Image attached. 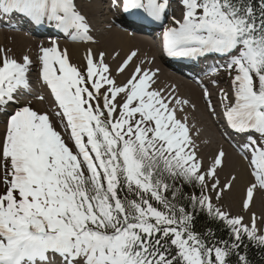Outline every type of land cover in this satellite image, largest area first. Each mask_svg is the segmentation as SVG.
<instances>
[{"label": "snow or ice", "instance_id": "snow-or-ice-1", "mask_svg": "<svg viewBox=\"0 0 264 264\" xmlns=\"http://www.w3.org/2000/svg\"><path fill=\"white\" fill-rule=\"evenodd\" d=\"M110 7L162 27L169 57L223 60L231 88V96L220 89L223 112L207 87L203 98L211 116L244 137L239 147L254 178L242 202L249 222L213 202L237 178L221 184L223 149L205 165L200 130L186 112L195 105L160 83L153 61L135 63L133 50L113 75L106 53L88 48L82 70L53 42L40 46L38 79L62 131L31 102L18 105L33 91V59L0 57V264H264V230L251 211L264 191V0ZM13 20L97 42L77 0H0V21L14 27Z\"/></svg>", "mask_w": 264, "mask_h": 264}, {"label": "bare ground", "instance_id": "bare-ground-1", "mask_svg": "<svg viewBox=\"0 0 264 264\" xmlns=\"http://www.w3.org/2000/svg\"><path fill=\"white\" fill-rule=\"evenodd\" d=\"M103 1L104 0H89V3H84L82 0H77V3L81 6L82 12L88 18V21H89L91 28H92L90 35H92L94 40L97 41L96 43H92L90 41H87V42H89V44H69V43H65V42H63V43L54 42V43L59 45L60 48L67 49L70 60H72V61L82 59V55H84V57H85L86 51L88 48H91L95 53H98L100 51L105 52L106 53L105 62L110 65L111 69L113 70V73H115V68H116L117 64L121 62V61L119 62V59L123 60L127 54H129L131 51L135 50L138 53V56L136 58H134L135 63H139L140 60H151V61H153V64L151 65V67L160 69V77H159L160 83L162 85L174 86L177 90V93H178L180 88L177 87L176 85H174L173 82H176L177 84L182 85V87L184 89H186V92L190 95L189 101L192 103H195L197 105V107L203 112L202 106L204 105L206 107V104H205V100H202L201 93L198 90V87L196 85H194L193 83L189 82L188 80H186V78H185L184 79L185 82H189V85H186L184 82L181 81V79L176 74H171L164 67L163 60L158 57V53L156 51L155 46H153L148 40H146V39H144L141 36L136 35V34H134V35L132 34V36L130 37L129 36V34H130L129 30H124L122 28H119L115 24H111L110 23L111 20H116L115 15L108 10L104 11L102 9V6H103L102 2ZM97 13L101 14L100 19L98 18ZM14 24H16V23H14ZM12 25H13V23H12ZM108 25H110V27H112V28H109ZM94 28L95 29L104 28V32L98 33ZM121 31H123L125 33L121 32ZM2 32L3 33L0 34V38H1V35L5 34L7 31L6 32L2 31ZM14 36H15V40L17 41V43H19L21 45L26 44V49H25L26 51L23 55H28L32 59H35L36 56H35V54L30 53V46L29 45H31V47L32 46L39 47L41 45L45 46V47H50L53 44V42L49 43V42H46L43 40L24 36L22 34H16ZM1 41L2 40L0 39V42ZM117 53L119 55H117ZM112 54L115 55L114 58L111 57ZM23 55H22V57H23ZM35 63L38 64L37 61ZM35 63H34V66H36ZM34 66L31 70L33 73H35ZM128 71H130V69ZM38 75H39L38 73L33 74V75L29 74V76L32 77L31 80L36 82L34 85L35 91L36 90L38 91V95L39 94L44 95L45 99L43 101H45L46 104H50V105L54 104L55 105V101H54V98H53L50 90L47 88L46 85H44L38 79ZM127 75H128V72H126L122 76L118 77V81H123ZM221 75H223V73L221 72V68H219L218 72H212L211 71L209 73V76L211 79L215 78L214 84L212 86V92H213L214 101L218 104L220 102L219 98H216L217 96H219L218 92L220 93V90L218 91V88L223 87L222 89H224L227 92L229 91L231 94V88L227 87L224 83V80L226 79V77L228 79V76L225 75L224 77H222ZM222 78H224V80ZM37 80H39V84H41V86H42V87H40L41 90L38 88L39 85L37 83ZM229 83H230V81H229ZM182 94L183 93H180L179 96L182 98H185V97H183ZM215 94H216V97H215ZM48 110H50V113L52 112V114H53V112L57 111L58 109H55L54 107L51 106V108L50 109L48 108ZM206 113H207V111L205 112V114ZM188 117L189 118H195L196 114L194 112H189ZM205 119L208 121V125H209L210 129H212L214 131V133L218 134V132L216 130L217 128H215L216 122L215 121L212 122L210 120V118H208L207 116L205 117ZM209 120H210V122H209ZM3 121H4V119H3ZM189 123L195 124L191 120H189ZM4 128H5L4 126L0 125V136H1V138L3 137ZM226 141H228L229 145H231V143L229 142L228 139H226ZM197 143L200 145V150H202L201 154L204 158L205 165L207 166L208 164L211 163V157L207 153L210 151L209 147L213 146V144L210 140L208 133L204 129L200 130V135H199V138L197 140ZM218 146H220V144ZM218 148L225 150L226 163L228 165H230L229 168H230V171L232 172V175L236 176V178H237L236 181L234 182L235 188H233L234 189L233 191L236 190L235 191L236 193L233 195V191H232L231 193L228 194V198L232 202L233 201H237V203L243 202V199H245L244 189L249 185L250 182H252L251 177L249 175V167H247V165L245 164V162H244L245 160H243V158H241V154H238V153L233 154L229 149H227V148L225 149V147H223V146L218 147ZM217 151H216V153H217ZM213 155H215L214 152H213ZM240 190L242 192H240ZM239 193H241L240 197L238 195ZM240 198H241V200H240ZM239 208H241V207L239 206ZM254 210H256L259 213L258 214V218H259L258 222L260 225L261 222H264V204L262 203V200H260L259 194L257 191H256L255 196H254V202L251 206V211H254ZM245 213H247V212H245ZM247 214H249V213H247Z\"/></svg>", "mask_w": 264, "mask_h": 264}, {"label": "rangeland", "instance_id": "rangeland-1", "mask_svg": "<svg viewBox=\"0 0 264 264\" xmlns=\"http://www.w3.org/2000/svg\"><path fill=\"white\" fill-rule=\"evenodd\" d=\"M84 3H89V0H82ZM103 5V4H102ZM103 7H104V5H103ZM97 15H98V18L100 19L101 18V14L100 13H97ZM108 16V15H107ZM107 25V24H106ZM108 27L109 28H112V27H110V25H108ZM95 29V28H94ZM106 29V28H105ZM98 33L99 32H101V33H103L104 32V28H98V29H95ZM6 32V31H5ZM121 32H123V31H121ZM1 33H3L2 31L0 32V34ZM123 33H125V32H123ZM14 35H16L15 33H12L11 31H8V32H6L5 34H3V35H1V42H0V47H2V49H3V51L4 52H8L10 55H11V57H14V58H16L18 61H21V59H22V55L25 53V49H26V44H19V43H17V41L15 40V36ZM129 36L131 37L132 36V34L130 33L129 34ZM69 44H74V43H69ZM30 46V53H33V54H35V59H33V61H34V63L37 61V57L39 56V54H40V52H39V49H40V46L39 47H34V46H32L31 47V45H29ZM42 46V45H41ZM45 47V46H44ZM59 48H60V46H59ZM61 50H63L64 48H60ZM1 50V49H0ZM128 55V54H127ZM126 55V56H127ZM24 56V55H23ZM30 57V56H29ZM86 57V56H85ZM85 57H84V55H82V58H84V61L86 60L85 59ZM111 57L112 58H114L115 57V55L114 54H112L111 55ZM126 58V57H125ZM122 62V59H119V62ZM70 62L71 63H74L75 65H79L80 63H81V59L80 60H70ZM119 64V63H118ZM117 64V65H118ZM35 65L36 66H34V68H35V73H38V64L37 63H35ZM117 67V66H116ZM131 70V69H130ZM116 73H113V75H115ZM33 75V74H32ZM180 79H181V81L182 82H184L186 85H189V82H185V80L183 79V78H181L180 76H178ZM223 80H224V78H222ZM37 83H38V88L40 89V87H42L41 86V84H39V80H37ZM174 83V85H176L177 87H179L180 89H179V91H178V94L180 95V93H183L182 95H183V97H185V99H188V100H190V95L186 92V89H184L183 87H182V85H180V84H177L176 82H173ZM224 83H225V85L226 86H228L229 85V87H230V83L229 82H227V77H226V79L224 80ZM223 87H220V88H218V91L220 90V89H222ZM41 90V89H40ZM37 91V90H36ZM37 94L34 96V100H33V102L31 103V107L34 109V110H36V111H38V112H41V113H44V112H47L48 114H49V116L52 118V121H53V123L56 125V127H57V130H62V129H60L58 126H57V121H58V119H57V117H55L53 114H52V112L50 113V110H48V108L50 109L51 108V106L52 107H54L55 109H57L56 108V105H50V104H46V102L45 101H41V100H38V99H36V96L38 95V91L36 92ZM218 94H219V96H220V93L218 92ZM40 95V94H39ZM205 104H206V102H205ZM190 105H195V108H192V107H187V109H186V112H194L195 114H196V117L195 118H189V120H191L193 123H195L196 124V126L199 128V130H201V129H204L207 133H208V135H209V137H210V140H211V142H212V144H213V146H211V147H209L210 148V151L207 153L211 158L214 156L213 155V152L216 154V151L217 150H219V148L218 147H225V149L227 148V149H229L233 154H235V152H233L232 150H233V148L232 147H230L229 146V143H228V141H226V139L219 133V131H218V129H216L217 130V132H218V134L217 133H214V131L212 130V129H210V127H209V125H208V121L205 119V117L207 116L208 118H210L209 116V110H208V108H205V106L203 105L202 106V110H203V112L197 107V105L195 104V103H192V102H190ZM207 105V104H206ZM44 111V112H43ZM207 111V113L205 114V112ZM188 113H187V115H188ZM50 118V119H51ZM205 119V120H204ZM3 121V119L2 118H0V123ZM4 122V121H3ZM209 122H210V120H209ZM58 123H59V121H58ZM215 128H216V126H215ZM0 139H1V136H0ZM220 144V146H218ZM224 152H225V150H224ZM202 153V150L200 151V154ZM236 153H238V152H236ZM238 154H240V153H238ZM201 156H202V154H201ZM203 157V156H202ZM244 160V159H243ZM245 162V164L247 165V162L246 161H244ZM229 166L230 165H228L227 163H226V160H224V165H223V167L221 168V169H218L217 171H218V176H219V179H220V181H221V184H224L228 179H230V177L231 176H233L232 175V172L230 171V168H229ZM249 175H250V169H249ZM250 177H251V180L253 181V177L250 175ZM233 188H235V183H233V186H232V188L230 189V190H228V191H225L224 193H223V196H222V198H221V200L220 201H215V199L213 200V202L214 203H218L220 206H222V208L224 209V210H226V211H228L230 214H232V215H243L244 217H245V220H244V222L245 223H248L249 222V220H248V217H250V213L249 214H247V213H245L244 211H243V209H241L242 208V202H238L237 203V201H231L229 198H228V194L229 193H231L234 189ZM247 188V187H246ZM246 188L244 189V192L246 193ZM3 189L2 188H0V191H2ZM236 191V190H235ZM235 191H233V195L236 193ZM240 192H242L241 190H240ZM257 192H258V194H259V198H260V200H262V203L264 204V191H261V190H257ZM244 193V194H245ZM240 194L241 193H239L238 195H239V197H240ZM213 196H214V194H213ZM232 196V195H231ZM240 200H241V198H240ZM244 200V199H243ZM241 207V208H239V206ZM252 212H255L256 213V216H257V222H258V212L256 211V210H254V211H252ZM261 213V212H260ZM263 224V226H262V224ZM260 223V225H259V227L258 228H260V229H262V230H264V222H261ZM258 224H259V222H258Z\"/></svg>", "mask_w": 264, "mask_h": 264}, {"label": "trees", "instance_id": "trees-1", "mask_svg": "<svg viewBox=\"0 0 264 264\" xmlns=\"http://www.w3.org/2000/svg\"><path fill=\"white\" fill-rule=\"evenodd\" d=\"M189 190V189H188Z\"/></svg>", "mask_w": 264, "mask_h": 264}]
</instances>
